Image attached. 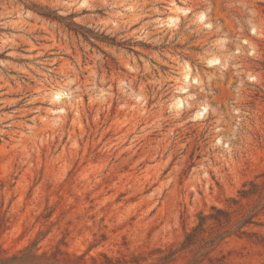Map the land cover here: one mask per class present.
I'll return each instance as SVG.
<instances>
[{
  "label": "rangeland",
  "instance_id": "1",
  "mask_svg": "<svg viewBox=\"0 0 264 264\" xmlns=\"http://www.w3.org/2000/svg\"><path fill=\"white\" fill-rule=\"evenodd\" d=\"M263 171L264 0H0L2 247L148 253Z\"/></svg>",
  "mask_w": 264,
  "mask_h": 264
},
{
  "label": "trees",
  "instance_id": "2",
  "mask_svg": "<svg viewBox=\"0 0 264 264\" xmlns=\"http://www.w3.org/2000/svg\"><path fill=\"white\" fill-rule=\"evenodd\" d=\"M35 7L44 16L59 21L65 19L55 10ZM67 26L81 27L75 21L67 22ZM259 178H264V171L245 181L236 196L227 198L228 205H212L208 212H198L196 223L185 230L180 241L155 247L148 253L111 255L101 252L87 258V252L77 254L64 248V241L44 245L48 232L42 231L18 250L9 251L0 245V264H228L227 254H217V251L231 237L247 239L264 248V233L253 229L263 225L260 216L264 212V180L260 182ZM51 213L45 217H50Z\"/></svg>",
  "mask_w": 264,
  "mask_h": 264
},
{
  "label": "bare ground",
  "instance_id": "3",
  "mask_svg": "<svg viewBox=\"0 0 264 264\" xmlns=\"http://www.w3.org/2000/svg\"><path fill=\"white\" fill-rule=\"evenodd\" d=\"M181 9V11L183 12V13H186V12H188L189 11V9H185V8H180ZM206 17V14L203 12V13H201L200 14V18H205ZM178 20H179V17L178 16H174V15H172V16H169V18H168V23H169V25H174V24H176L177 22H178ZM217 62H220V58L219 57H215V58H212L211 60H210V64H215V63H217ZM191 73H190V68H188V70H186V72H185V75H184V79H185V81H190V77H191V75H190ZM184 87H182V89H183ZM65 93V91H62V90H57V91H55L54 92V96L56 97V99H60L62 96H63V94ZM184 101H185V98H182V97H180V96H177V98H176V101H175V104L178 106V107H181V106H183L184 105ZM207 109H208V106L205 104L198 112H197V116H199V117H201V116H203V114L205 113V112H207ZM60 110H64V108L63 107H61L60 108Z\"/></svg>",
  "mask_w": 264,
  "mask_h": 264
}]
</instances>
